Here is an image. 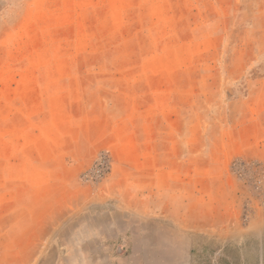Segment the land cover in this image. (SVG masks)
I'll list each match as a JSON object with an SVG mask.
<instances>
[{
    "label": "rangeland",
    "instance_id": "1",
    "mask_svg": "<svg viewBox=\"0 0 264 264\" xmlns=\"http://www.w3.org/2000/svg\"><path fill=\"white\" fill-rule=\"evenodd\" d=\"M224 164L264 217V0H0V264H262L190 229Z\"/></svg>",
    "mask_w": 264,
    "mask_h": 264
},
{
    "label": "crops",
    "instance_id": "2",
    "mask_svg": "<svg viewBox=\"0 0 264 264\" xmlns=\"http://www.w3.org/2000/svg\"><path fill=\"white\" fill-rule=\"evenodd\" d=\"M239 143H236L235 153L242 150ZM223 157L226 158L227 154ZM226 165L204 166L202 173L194 175L190 181V229L240 239L258 231L264 217L256 216L250 222H244L239 186L231 180L234 178L228 173ZM176 206H173L172 214L179 219L181 208Z\"/></svg>",
    "mask_w": 264,
    "mask_h": 264
},
{
    "label": "trees",
    "instance_id": "3",
    "mask_svg": "<svg viewBox=\"0 0 264 264\" xmlns=\"http://www.w3.org/2000/svg\"><path fill=\"white\" fill-rule=\"evenodd\" d=\"M228 249L226 248L225 251H227ZM219 260L221 261L220 264H251L249 263L247 260H243V261H238V260H227L223 257H220ZM262 264H264V261L262 262Z\"/></svg>",
    "mask_w": 264,
    "mask_h": 264
},
{
    "label": "built area",
    "instance_id": "4",
    "mask_svg": "<svg viewBox=\"0 0 264 264\" xmlns=\"http://www.w3.org/2000/svg\"><path fill=\"white\" fill-rule=\"evenodd\" d=\"M103 164H105V160L103 161V163L102 164H100V170H96L97 172H99V171H101V170H103Z\"/></svg>",
    "mask_w": 264,
    "mask_h": 264
}]
</instances>
